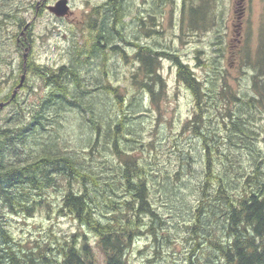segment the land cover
Wrapping results in <instances>:
<instances>
[{
	"label": "trees",
	"instance_id": "1",
	"mask_svg": "<svg viewBox=\"0 0 264 264\" xmlns=\"http://www.w3.org/2000/svg\"><path fill=\"white\" fill-rule=\"evenodd\" d=\"M126 2L107 0L95 9L97 17L93 16L89 28L83 30L82 36L88 34V37L81 41L76 55L78 59L72 60L71 65L54 68L33 58L26 59L25 55L22 57V75L39 77V87H46L48 92L34 101L27 112L24 107H21L22 111L17 110L21 101L14 92L22 76L13 74L8 86V81L0 77V103H8V108H13L8 117H0V242L12 239L6 227L8 212L33 216L36 210L44 209L50 213L51 202L43 196L49 189L61 194L58 214L75 216L95 234L96 243L104 254V264H129L127 253L134 241L145 234L144 228L155 242L158 241L156 222L160 218L150 195L151 181L158 178V173H151L148 161H141L129 148L130 144L122 145L133 130L118 118L126 113L125 108L132 100L123 97L120 93L122 88L114 86L111 81L96 88H87L80 78L85 69L79 66L81 59L91 60L88 56H92L100 60V66L105 63L104 72L99 70L104 75L108 67L104 59L107 51L118 49L116 43L131 42L126 32L133 24L124 22L129 7ZM216 11L206 0L192 5L187 13L188 30L197 32L210 28L217 22ZM187 15L182 18V28H186L183 23ZM9 16L14 15L11 13ZM16 21L19 28L26 22L17 16ZM157 33L153 29V34ZM19 35L17 33L12 38L16 39L14 43L21 49L31 42L30 32L23 37L24 44L17 41ZM256 53L252 61L249 57L245 60L256 73L253 74L252 95L242 102L224 73L217 80L219 95H212L211 86L206 89L190 65L173 50L158 48V44H139L140 61L136 62L122 49L123 58L133 65L127 78L138 92L152 94L153 101L160 98L166 86L161 68L164 59L169 58L176 67L178 80L194 98V113L186 128H190L196 136H202L205 169L200 199L197 206L190 207L189 212L191 221L187 229L193 233L194 246L188 264H206L208 260L212 264H264V151L257 149L252 139L256 138L258 131L242 115V109L246 112L256 108L258 112H264V40ZM31 85L27 77L23 89ZM101 89L106 94L111 92L116 95L117 103L110 104L115 105L111 118L94 97L98 98L102 93H91ZM212 97L218 100L222 97L225 107L232 101L239 102L236 104L239 113L228 107L221 113L223 126H219L228 132L230 146L243 144V150L253 163L252 172L236 168L232 163L227 164V158L217 163L215 156L218 150L227 157L220 148L219 131L203 123ZM247 114L253 117L252 113ZM69 116L74 120L73 128L78 140L87 143L84 156L76 153V149H84L78 144L74 149H63L66 141L61 129L64 123H72ZM204 128H207L206 132ZM95 159L99 161L94 162ZM179 175L176 173L175 177L178 179ZM171 176L164 175L163 182ZM181 188V184L177 186L172 181L166 183L164 190L171 198L177 196ZM145 217L151 218L150 224ZM208 223L209 230L206 229ZM79 234L74 233L63 241H57L58 258L39 252L41 257L37 260L26 252L23 256L18 255L11 244L0 246V264H99L94 245L86 235L81 238ZM207 242L210 250L201 253L203 262L196 250L203 251V247L199 246Z\"/></svg>",
	"mask_w": 264,
	"mask_h": 264
},
{
	"label": "rangeland",
	"instance_id": "2",
	"mask_svg": "<svg viewBox=\"0 0 264 264\" xmlns=\"http://www.w3.org/2000/svg\"><path fill=\"white\" fill-rule=\"evenodd\" d=\"M37 1L14 0L11 2L9 0L6 7L0 8V12L7 11L14 15L7 19L9 25L8 28L7 26L4 28L5 36L0 35V77L8 81L6 86L11 85L13 74L22 75L23 54H26V59L33 58L40 64L54 68L64 64L71 65L72 60L78 59L76 55L81 41L84 42L88 37V34L82 36L83 30L89 28L93 16L97 17L95 9L107 0H68L70 13L63 17L48 11L36 16ZM202 1L204 0H127L126 4L129 7L124 22L132 24L133 16H151L149 19V21L152 19L150 21L152 32L149 38L151 44H158V48L176 52L190 65L206 89L211 86L212 95H219L217 80L220 74L224 73L233 91L242 98L243 102L252 95L253 74L256 73L245 60L247 61L249 57V61H252L256 57V50L264 40V0H206L217 10V22L207 29H200L197 32L189 31L187 13L189 14L192 5H199ZM0 4H3L1 0ZM184 15H187L183 23L186 28H182ZM16 16L26 21L21 28L17 25ZM31 22H33L32 26ZM153 29H156L158 33L154 35ZM29 32L32 38L30 49L27 47L30 45L19 49L14 43L15 38L12 37L19 33L18 37L25 42L23 37ZM137 33L138 27L134 24L126 32L130 40L135 41L136 44L141 43ZM118 44L125 49L128 57L133 54L135 47L131 45V42ZM85 46L89 45L85 44ZM107 52L104 59L108 67L104 75H101L100 71L104 72L106 69L105 63L100 66V60L88 56L91 60L81 59L82 64L80 63L79 66L85 69L82 70L84 75L80 78L83 79V84L88 86L87 88H96L98 85L111 81L114 86L122 88L120 93L123 97L132 100L128 109L125 108L126 113H122L123 116L118 118L127 124L128 129L133 130L127 135V140L125 143L122 142V145L130 144L129 148L141 161H148L151 173H158V178L151 181L150 187L151 200L160 218L156 222L159 228L158 241L155 242L154 237L144 228L145 234L134 241L127 253L129 264H188V257L194 246L193 233L187 229L191 221L189 212L191 208L197 206L200 199L205 169L202 136H196L190 128H186L187 122L194 113V98L188 88L178 80L176 67L171 59L165 58L161 68L166 82L164 93L157 99L158 101H153L152 94L138 92L137 87L131 85V80L127 77L133 65L123 58L122 53L119 51L115 53L111 49ZM5 59H7L6 62L3 61ZM27 77L29 84L33 85L17 90L18 99L21 101L20 106H17L18 111H22L21 107H24L27 112L34 101L48 93L46 87H39L41 82L39 77L33 74ZM104 91L101 89L91 93L94 95L102 93L100 97H94L96 101L101 102V107L111 118L110 115L115 107L111 105L117 103L116 95L111 92L106 94ZM209 100V107H205L207 112L205 117L203 116V123L208 128H216L219 131L220 142H222L220 148L227 155L224 157L218 150L215 156L217 163L227 158V164L232 163L236 168L252 172L253 163L248 153L243 150V144L230 146L227 140L228 132L219 126V124L223 126L221 113H224L228 107L239 113L236 106L239 102L232 101L228 107H225L226 102L222 97L219 100L214 97H212L213 101ZM124 105L126 107V104ZM12 109L8 108V103H0V117H8ZM253 109H248L246 112L242 109L244 112L242 115L246 116L251 121L250 126L258 131L256 138L252 139L255 140L257 149L264 151V112ZM247 112L252 113L253 117ZM71 122L70 125L68 122L62 125L61 135L66 141L63 149L71 150L78 144L84 149L78 148L76 153L84 156L87 143L85 144L86 141L82 139V141L78 140V135L73 128L75 125L73 118ZM203 131L206 132L207 128ZM113 162H116L115 159ZM176 173H180L178 179L175 177ZM168 174L172 176L163 182V176ZM172 181L177 186L181 184L182 188L178 190L177 196L170 198L164 188L166 183ZM117 192L120 194V190ZM43 196L45 200L51 202L50 213L48 214V211L44 209L36 210L33 216L8 212L6 227L12 239L6 242L2 240L0 246L7 247L11 244L18 255L23 256L26 252L37 260L41 257L39 252L48 257L58 258L57 241H63L79 232L81 238L86 235L92 242L99 264H104V254L96 243L95 234L75 216L58 214L61 202L60 192L49 189ZM145 220L150 224V217H145ZM211 220L214 222L213 218ZM209 226L210 223L207 224V230ZM209 245L208 242L202 243L199 247H203V251L196 250L203 262L205 260L201 253L210 250ZM206 264L212 263L208 260Z\"/></svg>",
	"mask_w": 264,
	"mask_h": 264
},
{
	"label": "flooded vegetation",
	"instance_id": "3",
	"mask_svg": "<svg viewBox=\"0 0 264 264\" xmlns=\"http://www.w3.org/2000/svg\"><path fill=\"white\" fill-rule=\"evenodd\" d=\"M57 1L58 0H54V1H52V0H38L37 3H36V8H35L36 16L43 15V13L45 11H48L49 13L54 14L51 11L50 6L54 5ZM1 2H3V4H0V8L1 7H6L8 0H1ZM9 15H10L9 12H7V11L0 12V33L2 34V36H5V31H4L5 26H7V28H8L9 24L7 23V19L10 17ZM150 17L151 16L142 15V17L133 16V18H131L132 24H134L135 26L138 27L137 38L141 41V43H138V44H136L135 41H133V42L131 41V43H132L131 45L135 47L134 52H133V54L131 56H132V59H134V61H136V62L140 61V60L138 61V59H139V55H138L139 44H142V46H144V45H147V46L153 45V44H151L149 42V38L151 37V32H152L151 31L152 28L150 26L151 25L150 21H152V19L149 21ZM32 24H33V22H31V26H32ZM30 39H32V38L30 37ZM17 41L20 42V43L22 42L24 44V42L22 41L21 37H18ZM29 45L30 46H27V47H29V49H30L31 42L29 43ZM116 45H117L118 49L115 50V53H117V51L122 53L121 44L116 43ZM23 56H24V54H23ZM6 60L7 59H5L4 62H6ZM26 74H27V69H26ZM26 78H27V76H26ZM26 78H25L24 82L22 83V85L20 87L18 85L15 88V91H14L15 95L17 94L16 93L17 90H21V89L24 88ZM20 82H21V80H20ZM20 82H19V84H20Z\"/></svg>",
	"mask_w": 264,
	"mask_h": 264
},
{
	"label": "water",
	"instance_id": "4",
	"mask_svg": "<svg viewBox=\"0 0 264 264\" xmlns=\"http://www.w3.org/2000/svg\"><path fill=\"white\" fill-rule=\"evenodd\" d=\"M51 11L59 17L66 16L70 12V5L68 0H58L54 5L50 6ZM26 57V54H25ZM26 78L25 73L22 75L19 87L22 85Z\"/></svg>",
	"mask_w": 264,
	"mask_h": 264
},
{
	"label": "bare ground",
	"instance_id": "5",
	"mask_svg": "<svg viewBox=\"0 0 264 264\" xmlns=\"http://www.w3.org/2000/svg\"><path fill=\"white\" fill-rule=\"evenodd\" d=\"M1 90H2V89L0 88V92H2ZM221 180H222V179H221ZM208 221H209V220H208Z\"/></svg>",
	"mask_w": 264,
	"mask_h": 264
}]
</instances>
